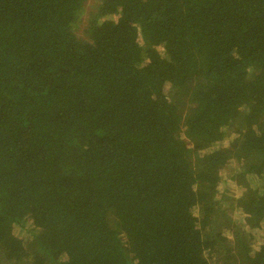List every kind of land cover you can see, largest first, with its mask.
Listing matches in <instances>:
<instances>
[{
  "label": "trees",
  "instance_id": "16d2710c",
  "mask_svg": "<svg viewBox=\"0 0 264 264\" xmlns=\"http://www.w3.org/2000/svg\"><path fill=\"white\" fill-rule=\"evenodd\" d=\"M86 1L0 0V264H264V0Z\"/></svg>",
  "mask_w": 264,
  "mask_h": 264
},
{
  "label": "rangeland",
  "instance_id": "374dc122",
  "mask_svg": "<svg viewBox=\"0 0 264 264\" xmlns=\"http://www.w3.org/2000/svg\"><path fill=\"white\" fill-rule=\"evenodd\" d=\"M94 0H87L83 9V13H82V17H81V23L80 26L78 28L77 31V36L79 37V39L83 38V28H84V22L85 19L87 17L88 12L90 11V9L92 8L91 3H93ZM233 138L232 135H228L227 138L222 141L221 143L216 144V147L214 148H218L221 144L226 146L231 139ZM241 172V168L239 163L232 161L228 166L227 169L222 171V173L220 174V182L218 184V196H222L224 195V197H228V198H237L241 195L242 193V187L238 186V184L235 182L233 178V176H236L238 173ZM250 180H248V178H246V180L249 183L250 187H260L261 189L264 190V179L260 180L258 179H254V178H249ZM231 213V219H233L234 221H242L241 220V214L238 210L236 209H231L229 212V215ZM19 236V238L25 236V231L21 230L20 232H18V230H15ZM262 234L261 231H257L256 235L260 236ZM225 235L229 237V235L231 236V232H225Z\"/></svg>",
  "mask_w": 264,
  "mask_h": 264
}]
</instances>
